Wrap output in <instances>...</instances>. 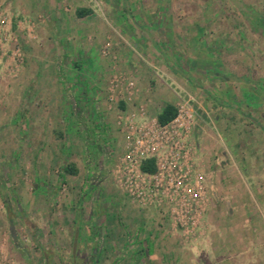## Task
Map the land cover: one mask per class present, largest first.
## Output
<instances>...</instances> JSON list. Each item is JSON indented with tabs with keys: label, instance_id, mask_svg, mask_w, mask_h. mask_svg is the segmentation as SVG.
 <instances>
[{
	"label": "rangeland",
	"instance_id": "obj_1",
	"mask_svg": "<svg viewBox=\"0 0 264 264\" xmlns=\"http://www.w3.org/2000/svg\"><path fill=\"white\" fill-rule=\"evenodd\" d=\"M49 5L52 6L51 13L47 16ZM77 6H91L97 16L88 21H78L71 13ZM69 15L72 17L69 18ZM256 16H259V19L260 16H264L262 0H0V81L8 87V93L5 96L3 92H0L1 99L7 102V106H5L6 103L0 102V125L5 120L6 114L16 109L23 96L27 104L31 105L33 89L30 88L29 95L23 94L25 86L29 83L31 85L39 83V97L45 98L49 88L47 89L44 85L49 74L53 76L58 74L59 79L64 77L63 73L66 72L63 70L64 66L60 64L62 69L55 66L62 50L69 52L75 51L76 48H96L101 59H105V62L111 60L105 84V91L110 96L112 86L116 84L115 79L118 80L119 86L114 90L126 91L128 83L134 84V80L130 78L131 67L123 65L125 64L123 59L128 54L126 51L135 48L146 55V50L150 49L165 55L166 62L171 65V71L187 77L192 82L194 91L198 93L196 96L192 95L193 101L191 99L188 102L194 113L190 131L194 145L199 143L198 137L203 135L202 147L205 148L210 144L212 147L217 143V159L218 161L224 159L223 139L216 138L214 141L215 136H218L217 132L220 131L221 137L223 136L222 126L215 127L213 118L211 119L213 122L209 123L206 113H209L211 109L212 111L216 108L233 111L240 119L248 121L249 124L264 132V22ZM81 27L86 29L83 37L77 30ZM98 27L103 31L102 33H96L99 31ZM40 30L54 33L58 30L59 34L57 32L56 37L49 38L44 31L45 37H43L39 33ZM115 51L120 54L119 63L116 62L118 56ZM213 72L229 76L231 80L225 82L223 79L214 78ZM49 92L54 97L56 105L60 100L58 93ZM119 95L122 93L119 92ZM186 97L185 101L188 99ZM107 101L109 103L106 106L108 111L106 121L111 122L112 119L116 130L121 133L117 125L118 116L109 113L112 112L114 104L111 105L108 97ZM197 101L201 106L198 107ZM37 107H39L37 113H45L44 124L39 123V129H35L39 133L34 140L40 142L45 139V133H41L42 128L49 127L47 121H50V126L53 127L54 122L59 119L53 116L48 117L53 108H49L51 106H48L46 101H39ZM82 110L81 108V112H84ZM86 116L80 113L75 118L79 131H83L85 122L89 126L90 121ZM29 121L31 123L30 119ZM40 121L42 122V118ZM234 124L233 126L237 128L238 123ZM11 126L15 131V126ZM34 127H37V124ZM203 127L206 129L204 130ZM90 128L91 133L86 137L83 136V141L78 140L79 135L74 133L67 138L65 142H71L73 147L68 151V157L75 159L82 168H85L83 169L85 172L86 166L84 167L83 163L90 165L92 162L89 160H94L97 167L92 166V170L97 171L93 170V178L103 174L107 180L102 186L105 189L104 192L113 193L111 194L113 197L117 194H125L118 185L115 172L117 162L124 151V144L120 151L121 143L115 140L114 129L110 130L107 127L101 134L94 131L95 128ZM14 131L1 126L0 141L2 138L4 142L0 151L5 156H9L14 149L12 139ZM86 143H89V146L84 149L83 145ZM55 152L57 149L54 150L51 147L39 153L41 166L44 167L46 164L44 171L46 169L45 174L49 176L57 175L58 172V169L54 167V164L57 165ZM208 159L201 161L205 173L211 163ZM50 160L52 161L51 170L47 169ZM29 167L28 165L24 167L23 188L25 190L29 188ZM238 170L237 165L235 168L231 167L230 172L234 174ZM226 184L227 182L223 181L221 185L226 186ZM111 185L115 186L118 192H113ZM67 189V185L61 183L59 195L52 201L55 205L63 203L61 197ZM232 200V204L238 209L240 199L236 197ZM132 202L137 205L136 202ZM48 203L49 201L43 198L37 200L39 209H44ZM214 208L216 211L208 209L203 217L201 228L194 231V234H189L188 237L182 236V229L172 227L170 220L168 221L161 213V218L167 223L165 228L171 239L167 245L162 246L165 252L161 253L169 255L181 250V253L189 259L191 253H201L206 239L212 237L217 241L214 249H219L220 252L224 250L227 254L225 256L229 257L230 261L224 264H264V228L257 231L263 240H260V249L255 253L257 256L243 255L238 256L236 260L228 254L238 255L239 250L243 248L240 242L239 215L230 216L231 214L226 213L227 209L224 205L218 203ZM260 216L262 217L259 219L260 224H263L264 214ZM18 219L19 216L15 214L9 224L0 222V264L25 263L14 252V250L17 251L12 245L14 240L20 244V254L23 255L29 250L33 252L35 262L42 264L43 256L40 249L43 246L39 238L37 243L40 247L34 248L35 244L31 243V236L25 225L23 226L22 221ZM213 225L216 226L215 230L212 228ZM30 248H34V251ZM51 264L59 263L56 261ZM154 264H161V262L157 261ZM166 264L177 263L168 261Z\"/></svg>",
	"mask_w": 264,
	"mask_h": 264
},
{
	"label": "crops",
	"instance_id": "obj_2",
	"mask_svg": "<svg viewBox=\"0 0 264 264\" xmlns=\"http://www.w3.org/2000/svg\"><path fill=\"white\" fill-rule=\"evenodd\" d=\"M49 6L47 16L51 13L52 6ZM79 8L90 9L91 14L78 17L75 10ZM71 13L78 21H88L97 16L91 6H77ZM71 17L69 15V18ZM77 30L81 37L86 34V29L82 27ZM98 30L96 33L103 32L99 27ZM44 31L49 38L56 37L57 32L59 34L58 30L55 33L40 30L39 33L43 37H45ZM115 53L118 56L116 62L119 63L120 54L117 51ZM126 53L128 54L123 59L125 64H122L131 67L130 78L134 80V84L126 91L114 90L118 88L117 84L112 86L111 95L114 101L111 105L114 104V106L112 105V112L109 113L125 116L127 113L138 111L140 106L144 108L147 115L157 119L167 105L176 108L177 104L185 101L186 96L187 100H191L192 95L198 94L187 77L171 71V65L166 62L167 57L160 54L161 52L147 49L146 55H143L137 49L131 48ZM57 59L55 66L57 65L59 69L64 66L63 70L66 71L63 73L64 77L59 79L58 74L54 76L49 74L44 86L51 92L56 91L61 102L58 101L55 105L54 97L49 91L45 98L39 97V83H33V85L29 83L25 86L26 88L24 87L23 94L29 95L30 88L33 89L31 105L27 104L23 96L21 104L19 103L16 109L6 114L5 120L0 125V130L1 126H5L13 131L14 128L11 125L15 126L12 136L13 151L9 156L1 154L0 151V222L9 224L15 214L18 215L31 236V243L35 244L34 248L40 247L37 238L43 246L40 249L43 256L42 264L45 262L51 264L56 261L59 264H124V262L154 264L157 261L161 264H166L168 261H174L177 264H224L230 261L229 257L225 256L227 254L224 250L220 252L219 249H214L217 241L212 237L206 239L204 251L191 253L189 259L181 253V250L175 254H162L161 252H165L162 246L167 245L171 239L165 228L167 223L161 218V213L155 209L138 207L125 194H117L113 197L111 195L113 193H105L102 186L107 181L106 177L102 174L93 178L92 173L97 171L92 170V166L97 167L94 160H89L92 162L90 165L83 163L84 167L86 166L85 172L83 170L85 168H82L75 159L68 157V151L73 147L71 142H65L67 138L74 133L79 135L78 140L83 141L84 137L91 133L90 127L101 134L107 127L110 130L114 129V138L121 143L120 151L123 149L124 139L116 130L112 119L111 122L106 121L109 95L105 91V84L107 70L112 61L105 62V59H101L96 48H76L75 51L69 52L62 50ZM168 71L170 73H167ZM0 92H3L4 96L8 93V87L3 81H0ZM119 92L122 95H119ZM128 93L130 100L126 98ZM39 101H46L47 105L51 106L49 108H53L48 117L53 116L59 119L54 122L53 127L50 126V121H47L49 127L42 128L41 133H45V139L40 142L34 140L39 133L35 129H39V123L44 124L43 118H45V113H37ZM202 101L205 100L202 99ZM0 102L6 103L5 106H7L5 99H1ZM197 105L201 106L199 101ZM81 108L84 112H81ZM210 112L206 113L209 123L213 122L211 120L213 118L215 127L222 126L224 137H221L219 131L214 141L216 138L223 139L225 157L224 159L221 157L222 159L218 161L216 155L218 144L215 143L212 147L210 144L203 148V135L198 137L200 145L195 144L198 159L207 161L209 158V162L211 161L209 169H206L207 186L212 199L209 211H216L214 207L218 203L224 205L227 209L226 213L231 214L230 216L239 215L240 242L243 248L239 250L238 255L229 253L231 258L234 257L237 260L238 256H257L255 253L260 249V243L263 241L257 231L264 228V223L260 224L259 220L262 219L260 214H264V185H262L264 183V132L249 124L248 121L240 119L233 111L216 108L213 111L211 109ZM80 113L87 115L90 121L89 126L85 122L83 131H79L75 121ZM234 123H238L237 128L233 126ZM36 124L37 127H34ZM206 127H203L204 130ZM207 134L209 136V133ZM1 141L0 149L4 142ZM86 144L83 145L84 149L89 146V143ZM51 147L54 150L57 149L54 155L57 165L54 164V167L58 169V172L57 175L49 176L45 174L46 169L44 171L46 164L44 167L41 166L39 153ZM51 164L50 160L47 169L52 167ZM25 165L30 166L29 190L23 188ZM66 165L72 166L75 173H65ZM237 165L238 172L232 174L231 167L235 168ZM211 167L215 169H210ZM223 181L227 182L226 186L221 185ZM61 183L66 184L68 189L61 197L63 203L55 205L52 201L58 197ZM111 186L113 192H118L115 186ZM236 197L240 199L238 209L232 204V199ZM39 198L49 201L44 209H39V203L37 204ZM215 227L213 225L212 228L215 230ZM12 245L17 250L14 252L25 262L24 264H37L33 252L28 250L22 255L19 252L20 244L14 240ZM34 248L30 250L34 251Z\"/></svg>",
	"mask_w": 264,
	"mask_h": 264
},
{
	"label": "built area",
	"instance_id": "obj_3",
	"mask_svg": "<svg viewBox=\"0 0 264 264\" xmlns=\"http://www.w3.org/2000/svg\"><path fill=\"white\" fill-rule=\"evenodd\" d=\"M131 86L128 83L127 88ZM109 100L114 101L112 95ZM188 102L177 104L176 116L166 124L140 106L136 112L119 115L124 151L115 170L123 193L137 206L162 213L185 237L201 228L211 205L206 173L190 136L194 113ZM148 160L153 161L154 172L141 169Z\"/></svg>",
	"mask_w": 264,
	"mask_h": 264
},
{
	"label": "trees",
	"instance_id": "obj_4",
	"mask_svg": "<svg viewBox=\"0 0 264 264\" xmlns=\"http://www.w3.org/2000/svg\"><path fill=\"white\" fill-rule=\"evenodd\" d=\"M75 13L78 17H84V16L91 14V10L86 9V8H79L75 10ZM263 21H264V18H263ZM176 114H177V109L171 105H167L164 109H162L160 114L157 116V121L160 124H166L169 121H171L176 116ZM141 169L144 172H154L153 161L148 160L144 162ZM64 172L69 173V174H74L75 169L70 165H66L64 167Z\"/></svg>",
	"mask_w": 264,
	"mask_h": 264
},
{
	"label": "water",
	"instance_id": "obj_5",
	"mask_svg": "<svg viewBox=\"0 0 264 264\" xmlns=\"http://www.w3.org/2000/svg\"><path fill=\"white\" fill-rule=\"evenodd\" d=\"M213 76L217 77V78H220V79H223L224 81H230L231 80V77L226 76V75H224L222 73L213 72Z\"/></svg>",
	"mask_w": 264,
	"mask_h": 264
},
{
	"label": "flooded vegetation",
	"instance_id": "obj_6",
	"mask_svg": "<svg viewBox=\"0 0 264 264\" xmlns=\"http://www.w3.org/2000/svg\"><path fill=\"white\" fill-rule=\"evenodd\" d=\"M262 2H263V8H264V0H262ZM256 18L259 19V16H258V17L256 16ZM263 18H264V16H260V19H259V20H260V21H263ZM263 22H264V21H263Z\"/></svg>",
	"mask_w": 264,
	"mask_h": 264
}]
</instances>
